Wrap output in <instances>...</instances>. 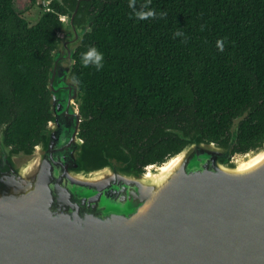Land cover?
<instances>
[{"label": "water", "instance_id": "water-1", "mask_svg": "<svg viewBox=\"0 0 264 264\" xmlns=\"http://www.w3.org/2000/svg\"><path fill=\"white\" fill-rule=\"evenodd\" d=\"M81 1L59 16L40 142L16 151L0 125V264H264V143L234 152L251 108L227 144L168 128L186 144L143 171L124 146H85L72 73L94 16Z\"/></svg>", "mask_w": 264, "mask_h": 264}, {"label": "trees", "instance_id": "trees-1", "mask_svg": "<svg viewBox=\"0 0 264 264\" xmlns=\"http://www.w3.org/2000/svg\"><path fill=\"white\" fill-rule=\"evenodd\" d=\"M0 0V125L6 141L30 151L52 115L47 86L61 13L78 0L40 5L31 25ZM35 1V0H32ZM144 0H137V7ZM129 0H82L79 12L94 16L75 53L72 76L81 88L86 118L81 137L88 148L130 150L140 171L179 152L184 139L168 128L197 130L222 144L241 122L234 152L264 143V0H151L157 18H130ZM160 12H166L163 18ZM82 20V19H81ZM181 31L183 36L174 37ZM223 39L224 51L216 47ZM95 46L103 68L84 67L82 53Z\"/></svg>", "mask_w": 264, "mask_h": 264}, {"label": "clouds", "instance_id": "clouds-1", "mask_svg": "<svg viewBox=\"0 0 264 264\" xmlns=\"http://www.w3.org/2000/svg\"><path fill=\"white\" fill-rule=\"evenodd\" d=\"M129 8L132 9L130 18H135L137 20L143 21L148 19L157 18V12L154 8L151 7V0H144L139 7H137V0H129ZM167 15L166 12H160L159 17L163 18ZM63 19V18H62ZM174 37L183 36L184 33L177 31L174 34ZM216 47L219 51L223 52L225 43L223 39H218L216 41ZM82 64L84 67L94 66L97 70L103 68V54L95 47L91 46L88 50L81 55Z\"/></svg>", "mask_w": 264, "mask_h": 264}, {"label": "rangeland", "instance_id": "rangeland-1", "mask_svg": "<svg viewBox=\"0 0 264 264\" xmlns=\"http://www.w3.org/2000/svg\"><path fill=\"white\" fill-rule=\"evenodd\" d=\"M48 4L49 0H16L15 9L33 25L38 21L41 15L40 5L46 6Z\"/></svg>", "mask_w": 264, "mask_h": 264}, {"label": "bare ground", "instance_id": "bare-ground-1", "mask_svg": "<svg viewBox=\"0 0 264 264\" xmlns=\"http://www.w3.org/2000/svg\"><path fill=\"white\" fill-rule=\"evenodd\" d=\"M257 161V160H256ZM255 161V162H256ZM250 163H252V162H250ZM250 163H247L246 165H245V168H248L249 166H251V164Z\"/></svg>", "mask_w": 264, "mask_h": 264}]
</instances>
